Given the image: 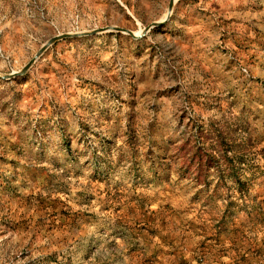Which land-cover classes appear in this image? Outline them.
I'll return each mask as SVG.
<instances>
[{"label":"rangeland","instance_id":"rangeland-1","mask_svg":"<svg viewBox=\"0 0 264 264\" xmlns=\"http://www.w3.org/2000/svg\"><path fill=\"white\" fill-rule=\"evenodd\" d=\"M0 264H264V0H0Z\"/></svg>","mask_w":264,"mask_h":264},{"label":"crops","instance_id":"crops-1","mask_svg":"<svg viewBox=\"0 0 264 264\" xmlns=\"http://www.w3.org/2000/svg\"><path fill=\"white\" fill-rule=\"evenodd\" d=\"M9 25H12L14 26V20L12 17H10V15H8L6 17V20H4V23H3V28L5 30V36L7 35V31L9 30L10 26Z\"/></svg>","mask_w":264,"mask_h":264},{"label":"water","instance_id":"water-1","mask_svg":"<svg viewBox=\"0 0 264 264\" xmlns=\"http://www.w3.org/2000/svg\"><path fill=\"white\" fill-rule=\"evenodd\" d=\"M173 3H174V0H173ZM156 25V24H155ZM154 25V26H155ZM151 27H153V26H151ZM150 27V28H151ZM55 41H57V39H55V40H52V42H55ZM30 68V66L28 67V68H26V70H28ZM18 74H14V75H10V76H7V77H5V76H3L2 78H12V77H15V76H17Z\"/></svg>","mask_w":264,"mask_h":264},{"label":"bare ground","instance_id":"bare-ground-1","mask_svg":"<svg viewBox=\"0 0 264 264\" xmlns=\"http://www.w3.org/2000/svg\"><path fill=\"white\" fill-rule=\"evenodd\" d=\"M163 20H164V19H162V20L160 21V23L163 22Z\"/></svg>","mask_w":264,"mask_h":264}]
</instances>
